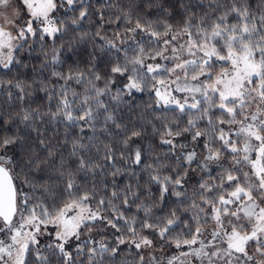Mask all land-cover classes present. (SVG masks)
I'll list each match as a JSON object with an SVG mask.
<instances>
[{"label": "snow or ice", "instance_id": "6c2138e0", "mask_svg": "<svg viewBox=\"0 0 264 264\" xmlns=\"http://www.w3.org/2000/svg\"><path fill=\"white\" fill-rule=\"evenodd\" d=\"M0 264H264V0H0Z\"/></svg>", "mask_w": 264, "mask_h": 264}]
</instances>
